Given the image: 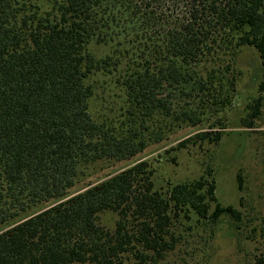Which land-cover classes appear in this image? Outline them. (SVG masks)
Returning <instances> with one entry per match:
<instances>
[{
  "label": "trees",
  "instance_id": "obj_1",
  "mask_svg": "<svg viewBox=\"0 0 264 264\" xmlns=\"http://www.w3.org/2000/svg\"><path fill=\"white\" fill-rule=\"evenodd\" d=\"M247 46L264 74V0H0V264H169L183 215L236 226L214 179L163 193L137 158L183 126L207 125L178 148L220 141ZM97 75L122 92L113 115L93 109Z\"/></svg>",
  "mask_w": 264,
  "mask_h": 264
},
{
  "label": "rangeland",
  "instance_id": "obj_2",
  "mask_svg": "<svg viewBox=\"0 0 264 264\" xmlns=\"http://www.w3.org/2000/svg\"><path fill=\"white\" fill-rule=\"evenodd\" d=\"M94 50L99 56L109 52L104 46H96ZM237 60L242 73L232 104L225 113L226 134L218 143H190L178 148L180 141L201 131L198 128L207 127L183 126L165 141L150 145L137 158L149 162L154 185L163 193L176 183L205 176L215 180L219 201L235 206L243 214L236 226L224 217L215 227L197 221L193 214L191 219L183 215L175 228L181 241L167 257L169 264H255L259 259L264 260V102L262 114L253 127H232L240 123V115H245L246 104L252 98L259 93L264 96V89L259 86L264 74L253 47H244ZM95 84L98 99L93 109L113 115L119 110L122 93L115 77L97 75ZM188 103L192 104L191 98L183 101L185 106ZM131 163L124 161L105 166L85 182L97 183ZM102 216V222L112 226L111 219L115 216L110 213Z\"/></svg>",
  "mask_w": 264,
  "mask_h": 264
}]
</instances>
